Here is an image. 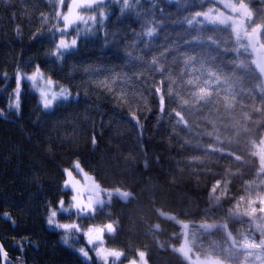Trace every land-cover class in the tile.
Instances as JSON below:
<instances>
[{
	"label": "trees",
	"instance_id": "trees-1",
	"mask_svg": "<svg viewBox=\"0 0 264 264\" xmlns=\"http://www.w3.org/2000/svg\"><path fill=\"white\" fill-rule=\"evenodd\" d=\"M235 1L251 12L248 27L264 24V0ZM122 2L97 3L87 11L96 16L95 26L90 20L61 33L70 0H0V242L7 264H105L84 233L109 223L115 231L105 229L101 245L122 252L125 262L144 252L148 264H190L177 251L183 229L161 219L158 210L227 227L192 236L189 248L199 258L236 264L243 251L231 247L226 231L238 243L245 236L264 238V77L250 46L240 47L247 40L238 44L231 27L203 15L187 23L197 12L216 10L211 0H130L123 12ZM149 27L156 33L145 47L142 33ZM61 37L76 38L77 45L62 49L58 59ZM260 38L264 47V28ZM189 56L195 59L186 65ZM161 64L164 70L154 71ZM37 67L69 98L44 108L26 79ZM18 76L25 77L19 111L9 106ZM208 80L211 95L194 103L192 93ZM77 162L114 193L84 217L57 206L71 203L65 169ZM116 189L131 194L127 201ZM51 209L60 223L80 226L67 243L65 232L47 223Z\"/></svg>",
	"mask_w": 264,
	"mask_h": 264
},
{
	"label": "snow or ice",
	"instance_id": "snow-or-ice-1",
	"mask_svg": "<svg viewBox=\"0 0 264 264\" xmlns=\"http://www.w3.org/2000/svg\"><path fill=\"white\" fill-rule=\"evenodd\" d=\"M97 2H98V0H72V4L68 9L67 14L63 15L61 17L64 21L65 27H64V29H58V31L66 30L70 26V24L73 23L75 20L83 21L85 25L88 24L89 20H91L92 25L95 26V22H96V16L95 15H92L88 18H85L84 16L78 15L76 13V10L79 8H82V7L83 8H92L93 5L97 4ZM136 2L138 3L139 0H136ZM60 3L62 4L63 0H60ZM99 3L102 4L103 0H99ZM131 6L134 7V5H131ZM229 6H235V8L246 7V5H244L242 2L239 4L238 7L235 4L226 5V7H229ZM129 7H130V0H123L122 5H121V11L123 12V10H125ZM97 10L99 11V14L101 17V24H102L103 20L106 19L105 14H104V10H103V8H99ZM211 11L212 10L210 9L208 13L197 12L195 14V17H192L191 19L187 20V23L191 24V23L195 22L196 17H199L201 15H203L204 18L211 23H216L217 21H219L220 23H228L229 20L233 19L232 17H227L226 19H221L220 16L211 15ZM57 15L59 16V13H57ZM221 15H223V14L221 13ZM258 28L261 30L262 28H264V24L258 25ZM90 30L91 29H89V31ZM232 30L236 35L237 43L240 44V41L242 40L241 30L236 28L234 21H233V25H232ZM155 33H156V28H154V27H149L146 32L142 33V36L147 38L145 41V47L148 46L151 37H153L155 35ZM245 39L248 41V45L240 44V47L246 48L250 45L251 37H250V33L247 30H243V40H245ZM76 45H77V39L76 38L71 39L69 42L66 39H64L63 37H61L59 39L58 44H56V46H55L56 51H55L54 55H56L58 59H63L64 52H62L61 50L63 49L66 51L68 49L75 48ZM194 59H195L194 57L189 56L185 59L184 63L186 65H190ZM151 63L154 65L157 64V59L155 57H153L151 60ZM253 63H256V61H253ZM256 67L259 68L261 73H264V64L256 63ZM163 70L164 69H163L162 64L154 69V71H161V72ZM193 70L195 71V69H193ZM206 71H207V74L209 77L214 78L216 83H220V76H218L215 72H212L210 70H206ZM38 78L43 80V74L40 72L38 67H37V70L35 73L26 77L27 80L32 81L33 83H35ZM22 79H25V77H19L18 76L17 88L14 92V98H13L12 103L9 105L10 107L15 108L17 111H19V109H20V81ZM211 82H212L211 80L206 81L205 87H201V88H199L198 91H195L192 93V95L194 97V100H193L194 103L204 100L205 94L211 95V93L207 90V84H210ZM52 83L53 82L51 81V79H48L47 84L52 85ZM188 83L192 84L193 81L188 80ZM225 83H230L227 77H225ZM156 91L160 92V89L157 88ZM69 95H70V93L68 92L67 89L61 88L59 92L52 93L51 98H49L48 92L41 90L43 107L49 108L52 105V102L57 99V97H61V98L66 100V99H68ZM168 95L169 96L172 95L171 87H169V89H168ZM182 103L188 104L189 101L183 100ZM159 109L161 112L164 111V95H163V93H161L160 98H159ZM0 115H2V113H0ZM176 115L179 116L180 113L177 112ZM133 119H137V118L134 116ZM181 119H183V117H181ZM137 123H138V119H137ZM92 142H93V144L96 143L94 136H93ZM75 168L77 170L82 171V169H80L79 162H77L75 164ZM65 173H66L67 179L65 180L63 187L64 188H70L74 194L71 196V203H70L68 208H65L63 200H60L58 202L57 206L62 212H68L71 210H75V214L77 216H80V215L86 216L89 213L95 212V206L94 205L99 204L102 206L104 204V200H102L100 198L99 185L91 184L88 188L89 195L85 199L82 189L80 187H78L79 181H76L73 177V172L71 170L65 169ZM218 187H219V181L217 182V184L215 186L212 187L211 191L213 193H215ZM115 191H116V194L119 195L124 200H127V198L131 195L129 192L121 191L120 189H116ZM111 196H112V193L109 192L108 193L109 200L111 199ZM217 199H219V197H217ZM241 199H243V198H241ZM261 203H262V205H264V199L261 200ZM256 210L257 209H255V208L252 209L253 212H255ZM259 211L264 212V206H262L259 209ZM57 215H58L57 211L55 209H51L50 213L48 215V218H47V223L51 226H54L55 228L62 229L65 232V236L63 237L64 242L67 243L69 234H71L73 232V230H75L76 232H79L81 230L80 226H79V224H77L75 222H73V223H60L56 219ZM170 218L175 219L174 217H170ZM178 223H179V221H178ZM157 227H159V226H157ZM202 227H207V226L202 225ZM183 228L185 231L184 245L181 246L179 249H177V251L181 252L185 257H188V252L190 251V248L188 247V238H187L188 225L183 224ZM105 229L109 232L115 231V228H114L113 224H111V223L107 224L105 226V228H96V227L89 228L84 233L87 237V243L93 244L96 241H101V244H102V235H103V232L105 231ZM260 231H261V234L264 235V229H260ZM229 235H231V234L229 233ZM233 243L235 244V240H233ZM242 247L244 249L264 248V239H261L259 241V243H256L255 241H250L249 238L247 236H245L243 238ZM2 251H3V246L0 245V252H2ZM79 251H80L81 255H83L86 259H88V260L91 259V257L88 254V251H86L84 248H80ZM95 252H96V255L100 259L105 261V264H107L108 257H114L116 260H119V258L123 255L122 252H119L116 250H106L102 246L95 249ZM3 255L6 257L7 253L5 252V253H3ZM139 257H140L141 264H146L145 253L140 252ZM130 264H137V262L135 260H133L130 262ZM201 264H218V262L213 261L212 258L209 257L208 261L201 262Z\"/></svg>",
	"mask_w": 264,
	"mask_h": 264
},
{
	"label": "rangeland",
	"instance_id": "rangeland-1",
	"mask_svg": "<svg viewBox=\"0 0 264 264\" xmlns=\"http://www.w3.org/2000/svg\"><path fill=\"white\" fill-rule=\"evenodd\" d=\"M70 1L72 4V0H70ZM211 1L215 5V7L217 5V9L216 10L213 9L211 12V15L220 16L221 19H226L227 17L233 18L232 20H229L228 23H220L219 21H217L216 23H212V24H219V25H224V26H228V27L232 28L233 21H234L236 28L241 30V37L242 38H243V30H247L250 33V37H251V42H250L249 46L252 49V51H253L256 59H257V63L264 64V47H263V44H262V41L260 38V30L258 28H255V27H248V23L250 22V19L252 18L251 12L248 10V8L247 7L235 8V6L226 7V5H228V4H235L238 7L239 4L236 3L235 0H211ZM97 3H99V0ZM89 9L90 8H83L82 7V8L77 9L76 13L78 15L84 16L85 18H88V17H90V15L87 14L88 13L87 11ZM221 13L223 15H221ZM89 22H90V20L88 21V23ZM61 24H62L61 29H64L65 25H64L63 19L61 20ZM80 25L85 26L83 21L75 20L73 23L70 24V26L66 30L61 31V33L70 32L71 30L75 29L76 27H78ZM261 74L264 77V73H261ZM47 81H48V78L43 74V80L38 78L36 80V82L33 84L35 86V89L39 92L40 95H41V90H43V91L48 92L49 98H51L52 93L59 92L60 89L63 87H58L54 82L52 83V85H48ZM68 98H69V96H68ZM61 99H63V98L57 97V99L52 102V105L49 108H51L56 101L61 100ZM41 100H42V97H41ZM72 172H73L74 179L76 181H79L78 187H80L82 189L83 195L85 196V193H84L85 185L87 183H89L90 181H94V180L91 177H89L87 174H85L83 171L77 170L76 168L73 169ZM67 189L72 193V195L74 194L70 188H67ZM100 190L103 194L102 200H104L106 203H109L110 202V200L108 198L109 191H106L104 189H100ZM113 195L114 194L112 193L111 198L113 197ZM97 205H94V206H97ZM80 216L84 217L85 215H80ZM260 226H261V223H260ZM262 229H264V223H262ZM181 233L183 236V243L181 246H183L184 241H185V231L183 230ZM193 233L194 232L192 230L187 231L188 247H190V245L192 247V245H193L191 242L192 236L193 235L196 236L197 231L194 234ZM248 238L250 241H255L256 243H259L257 240L253 239L250 236H248ZM102 242H103V235H102ZM242 242H240V246H241L243 253L241 256L239 255V257L237 259L238 262L236 264H264V248L244 249L242 247ZM90 245H92L93 249H96V247L99 248L102 246L106 250H116V249L101 245V241H96L95 243L90 244ZM178 253L181 256L185 257L181 252L178 251ZM188 254H191V251H189ZM192 256H194V255L192 254ZM110 260H112V262H114V263L115 262L122 263L123 262V255L119 258V260H116L114 257H108L107 262H109ZM188 260H189V257H188ZM136 262H137V264H141L140 257L137 258ZM125 264H130V262H128V263L126 262Z\"/></svg>",
	"mask_w": 264,
	"mask_h": 264
},
{
	"label": "water",
	"instance_id": "water-1",
	"mask_svg": "<svg viewBox=\"0 0 264 264\" xmlns=\"http://www.w3.org/2000/svg\"><path fill=\"white\" fill-rule=\"evenodd\" d=\"M91 184H93V183H88L87 185H86V188H85V192L89 195V192H88V188H89V186L91 185ZM101 196V195H100ZM158 214H159V216L162 218V219H164V220H167V221H171V220H174V219H171L170 217H174L175 218V216L174 215H167V214H165L164 212H162V211H159L158 212ZM177 223V225L179 226V227H182L183 228V224H187L188 225V229L191 227V226H195V225H197L196 223H184V222H182V221H179V223H178V221L176 222ZM208 227V226H207ZM215 227H208V229H214ZM228 237H229V239H230V242H231V245L234 247V248H238L237 246H236V244H234L233 243V238H232V236L231 235H228ZM0 245H2L3 246V244L0 242ZM6 251H5V249H4V246H3V251L2 252H0V256H1V261H2V264H6L7 263V260H8V255L5 257L4 255H3V253H5ZM7 253V252H6ZM200 264H201V262H200Z\"/></svg>",
	"mask_w": 264,
	"mask_h": 264
},
{
	"label": "flooded vegetation",
	"instance_id": "flooded-vegetation-1",
	"mask_svg": "<svg viewBox=\"0 0 264 264\" xmlns=\"http://www.w3.org/2000/svg\"><path fill=\"white\" fill-rule=\"evenodd\" d=\"M232 264V263H231Z\"/></svg>",
	"mask_w": 264,
	"mask_h": 264
}]
</instances>
